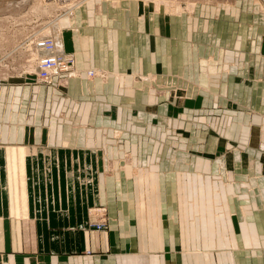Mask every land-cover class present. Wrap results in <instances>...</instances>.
Returning <instances> with one entry per match:
<instances>
[{
  "label": "crops",
  "instance_id": "1",
  "mask_svg": "<svg viewBox=\"0 0 264 264\" xmlns=\"http://www.w3.org/2000/svg\"><path fill=\"white\" fill-rule=\"evenodd\" d=\"M48 36L77 75L0 61V264H264V4L83 0Z\"/></svg>",
  "mask_w": 264,
  "mask_h": 264
},
{
  "label": "rangeland",
  "instance_id": "2",
  "mask_svg": "<svg viewBox=\"0 0 264 264\" xmlns=\"http://www.w3.org/2000/svg\"><path fill=\"white\" fill-rule=\"evenodd\" d=\"M83 0H0V61L11 56L10 52L22 54L24 61L33 58L31 44L37 36H48L54 20ZM185 1L194 0H146L162 8H180ZM225 1V0H224ZM264 4V0H258ZM50 37V36H48ZM24 44V45H23ZM16 47V48H15ZM36 62V61H35Z\"/></svg>",
  "mask_w": 264,
  "mask_h": 264
},
{
  "label": "built area",
  "instance_id": "3",
  "mask_svg": "<svg viewBox=\"0 0 264 264\" xmlns=\"http://www.w3.org/2000/svg\"><path fill=\"white\" fill-rule=\"evenodd\" d=\"M28 42V41H27ZM35 45L38 51L36 58V79L46 85L53 84L55 78L74 77L75 72L74 56L72 52H65L56 47L53 37L37 36L36 39L28 43ZM88 76H93V69L87 72ZM103 221L96 223L98 229L104 228Z\"/></svg>",
  "mask_w": 264,
  "mask_h": 264
},
{
  "label": "bare ground",
  "instance_id": "4",
  "mask_svg": "<svg viewBox=\"0 0 264 264\" xmlns=\"http://www.w3.org/2000/svg\"><path fill=\"white\" fill-rule=\"evenodd\" d=\"M59 18V17H58ZM57 18V19H58ZM57 19L56 20H54L53 21V23H52V25H54L55 23H57ZM57 25V24H56ZM55 27V26H54ZM48 37V36H47ZM52 38V37H51ZM53 41H55V44H56V47L58 48V49H60V50H62L61 49V46H59V44H58V42L56 41V39L53 37ZM28 42H31V40L30 41H28ZM27 41H26V43H28ZM30 45V44H29ZM32 45V51L35 53V54H37V52L36 51H38L37 50V48L35 47V45L33 46V44H31ZM63 51V50H62ZM73 56H74V61H76V58H75V54L73 53ZM37 64V63H36ZM74 66H75V63H74ZM94 71V74H93V76H89V77H94V76H97V74H99L100 73V70H93ZM88 72V71H87ZM87 74V73H86ZM73 75H77V71H76V66H75V72L73 73ZM87 76H88V74H87Z\"/></svg>",
  "mask_w": 264,
  "mask_h": 264
}]
</instances>
